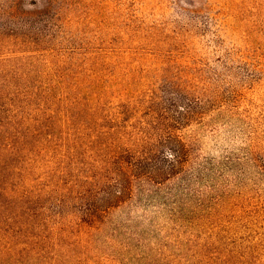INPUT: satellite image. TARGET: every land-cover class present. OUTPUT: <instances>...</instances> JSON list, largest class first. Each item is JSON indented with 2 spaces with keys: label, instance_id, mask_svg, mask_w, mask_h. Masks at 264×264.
I'll list each match as a JSON object with an SVG mask.
<instances>
[{
  "label": "rangeland",
  "instance_id": "rangeland-1",
  "mask_svg": "<svg viewBox=\"0 0 264 264\" xmlns=\"http://www.w3.org/2000/svg\"><path fill=\"white\" fill-rule=\"evenodd\" d=\"M17 2L0 10V57H25L23 75L56 82L43 108L64 120L69 103L79 127L94 111L184 93L204 113L185 132L220 164L192 189L163 193L155 220L123 217L121 227L90 228L74 216L82 203L68 214L48 196L49 229L63 233L47 234L42 264H264V226L242 234L225 223L242 205L264 208V0H56L49 14L48 0Z\"/></svg>",
  "mask_w": 264,
  "mask_h": 264
},
{
  "label": "trees",
  "instance_id": "trees-1",
  "mask_svg": "<svg viewBox=\"0 0 264 264\" xmlns=\"http://www.w3.org/2000/svg\"><path fill=\"white\" fill-rule=\"evenodd\" d=\"M48 2L49 14L56 0ZM0 3L4 13L18 7L17 0ZM28 20L24 27L30 31L33 22ZM34 30L36 37L44 36L40 28ZM25 60L0 57V264H42L47 234L63 233L58 225L49 229L41 207L48 196H56L59 209L68 214L72 202L82 203L84 209L74 216L90 228L121 227L123 217L155 220L148 211L163 193L192 189L200 179L217 174L220 164L202 155L197 135L185 132L204 116L199 100L179 92L155 94L140 105L123 103L114 115L94 111L77 127L69 103L64 120L43 108L57 84L23 75ZM139 107L144 114L137 118ZM251 157L258 162V154ZM38 172L44 182L36 179ZM174 211L170 209L171 216ZM65 212L56 216L59 223L67 220ZM115 213L122 214L121 220ZM231 216L235 221L232 217L225 223L242 234L264 226V208L242 205Z\"/></svg>",
  "mask_w": 264,
  "mask_h": 264
}]
</instances>
